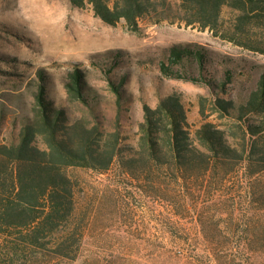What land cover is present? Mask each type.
<instances>
[{
  "label": "rangeland",
  "instance_id": "rangeland-1",
  "mask_svg": "<svg viewBox=\"0 0 264 264\" xmlns=\"http://www.w3.org/2000/svg\"><path fill=\"white\" fill-rule=\"evenodd\" d=\"M181 16L178 3L172 1L140 20L139 29L133 31L124 21L109 25L90 6L77 8L69 0H0V143H11L17 136L20 118L34 103L40 75L50 97L67 101L76 116L87 117L84 107L68 104L65 85L75 69L99 94L104 129H113L117 107L100 67L105 60L108 65L116 61L112 75L127 76L122 146L138 145L143 105L156 108L161 97L173 93L182 99L193 136L205 123L226 128L230 121L214 111L216 96L211 90L165 77L159 61L166 48L175 44H195L214 57H229L233 79L219 97L237 101L264 75V54L224 39L237 29L239 12L231 7L223 8L219 35L199 24L187 25ZM245 29L250 44L264 48V23L248 24ZM225 68L219 66V75ZM224 170L225 177L220 174L203 186L200 183L189 202L190 212L181 213L167 201L173 204V195L152 197L133 189L117 162L103 174L68 169L76 183L84 235L76 261L57 259L51 264H211L200 255L209 242L222 245L223 257L237 256L233 264H263L264 199L258 190L264 187V173L248 177L235 162ZM202 227L214 233H205ZM243 244L252 246L235 254L231 251ZM259 249L263 251L257 253Z\"/></svg>",
  "mask_w": 264,
  "mask_h": 264
},
{
  "label": "trees",
  "instance_id": "trees-1",
  "mask_svg": "<svg viewBox=\"0 0 264 264\" xmlns=\"http://www.w3.org/2000/svg\"><path fill=\"white\" fill-rule=\"evenodd\" d=\"M172 1L178 3L180 19L187 25L199 24L216 35L223 8L238 11L236 32L225 34L224 39L264 54V48L250 44L245 29L248 24L264 23V0H69L77 8L90 6L95 16L109 25L124 21L133 31L139 29L140 20ZM165 52L158 63L160 72L169 79L207 86L216 96L214 111L228 119L229 125L221 128L205 123L193 136L182 99L173 93L161 97L156 108L143 105L138 145L122 146L127 76L112 75L116 61L108 65L105 60L100 66L117 107L115 126L109 131L99 118V94L80 69L69 75L65 90L68 104L84 107L87 117L76 116L67 101L50 97L40 75L33 90L34 103L20 118L17 136L11 143H0V264L77 260L84 229L78 215L76 183L68 169L103 174L117 162L133 189L152 197L173 195V204L167 201L181 213L190 212L189 202L197 187L220 174L225 177L226 165L235 162L248 177L264 173V75L239 100L222 98L219 95L233 79L229 57H214L195 44H175ZM220 65H226L223 76L219 75ZM260 188L259 196L264 199V187ZM251 246L243 244L231 251L235 254ZM221 247L209 242L200 255L211 264H233L232 258L237 256L223 257Z\"/></svg>",
  "mask_w": 264,
  "mask_h": 264
}]
</instances>
